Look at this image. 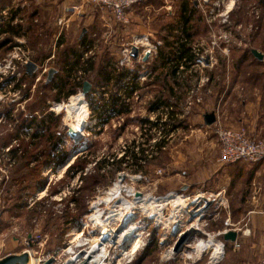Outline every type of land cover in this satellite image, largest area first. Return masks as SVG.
Listing matches in <instances>:
<instances>
[{"label": "rangeland", "instance_id": "374dc122", "mask_svg": "<svg viewBox=\"0 0 264 264\" xmlns=\"http://www.w3.org/2000/svg\"><path fill=\"white\" fill-rule=\"evenodd\" d=\"M161 1V0H160ZM182 0H173L170 1V9H160L153 10L151 9V14L162 16V21L158 24L164 25L167 22L171 21L173 18L177 16L179 13L178 6ZM212 1V0H211ZM14 2V3H12ZM27 2L26 7L29 6V11L33 10L38 12V7L35 6V0H4V5H14L15 3ZM40 2H44V0H40ZM193 2V3H192ZM192 4L196 8L195 17L198 19L197 24H195L198 34L194 37L192 44L199 49L200 51L207 49L210 52L212 58V66H208L206 68L200 67L199 69H190L192 71L185 70L183 75L187 79H183V75L180 77V82L183 85L182 88L174 89V96H170L169 105L164 108H159L157 111L154 110L148 111L147 106L149 102L156 96L162 95L163 97H168L166 90L163 86L164 73L155 72L152 70V66L154 61L150 62L148 65L150 70L152 71V75H150L144 83L140 84L136 83V95L130 96L128 101V112L127 113H115L111 115L110 113L104 112L101 116H98V111L101 110V105L105 104L111 94H115L117 90L116 82L111 80L108 84H98L99 79H102L103 76L108 72L110 75L116 74L118 71L113 68V64L118 59V43L127 42L130 40V34L119 33L121 28L120 25H116L117 28V38L113 40L112 46L115 49V54L110 53L107 50V44H105V37L103 36V26L102 19L100 15L95 14L94 21L85 22V25L81 22L79 26H74L73 30H71V26L65 31L67 33V45L74 46L76 45V39L78 35L81 33V27L84 25L85 32L83 33L84 39L89 40L90 35L94 32L98 35L97 47L93 49L91 54H88L84 59L78 60V63L75 64L70 69L69 76L66 75V69L61 71L62 77L68 78V84L65 85L60 91L54 89L51 85L47 84L46 74L42 75L41 78L36 81V77H28L26 75H22L20 77V83L16 86L15 90L12 89L10 91L7 88L6 92L4 91L2 94V99L0 100V143L4 140L8 135H13V137L17 138L15 141L11 139L5 147L15 148L21 141H28V136L25 135L24 129L19 127V123L21 118L30 117L32 114L37 117L48 115L52 113V118L50 117V121H48V129L40 131V138L38 140V144L35 146L29 147L30 150H35V152L42 151L47 152L51 148V141H49L46 136L48 134H54L55 136H59V144L53 148L52 154H56L59 151L65 152L67 155V160L65 163L70 161L75 155V159L83 157L84 159L90 161L86 164L85 168H89L86 174L81 171L79 173V177L76 179L75 177H71V175H66L65 172L61 173L63 175H58V170L62 168L64 163L59 166L51 167L49 165H41V170L38 174V181L34 185V190L28 192L24 197L25 206L19 211L8 212L7 207L9 206V197L10 195L15 194V188L7 189V182L10 179L11 173L15 168V163L10 161L6 151L0 144V211H1V222H0V259L4 256H7L11 253H20L23 249L26 248L24 244L25 238L34 232H39L47 236V245L43 247L34 246L33 249V259L37 261L38 257L41 256V253L47 251H56L60 248L68 245L69 241L72 239L71 232L73 230H81L82 223L87 219L85 216L90 213H94L93 202L96 201L100 197H105L106 192L109 188H111L118 177V172H124L126 176L122 180V183L126 187H132L137 192L144 194H153V195H162L168 191H177L184 192V194H194L197 191H218L219 186L223 184L224 180L218 179L215 177L211 183V187L199 186L197 188H188L183 191L179 189V185L184 180L181 172L182 170H186V174H190L191 171L195 170V166L189 165L192 163L196 156L200 155L199 143H204V145L209 147V150L212 152V157L215 150L218 148L217 140L213 131L210 127L204 126L203 121L196 117L194 113L197 109V104H204L203 94L205 92L204 88L211 84L212 92L216 95V101L214 99L213 105L215 114L218 120L222 125L225 123L226 126L230 124L222 118V103L219 100V96H223L224 98L228 95L230 91L231 93H235V89L232 90L234 86L242 82L245 84L247 88H251V82L257 80H264L263 74H260L257 68L254 65H251L249 61L242 64L243 66L240 68H235V60L239 56V50L250 48L254 45H260V41L258 37L260 35H264V5H261L257 0H234L232 4L231 10L228 12L226 16L227 22L225 24H220L217 21L221 19L220 12L224 10L221 8L218 13L213 15L214 18H209L208 12L209 7L199 6L196 0H192ZM228 3L229 0H226ZM42 4V3H41ZM160 4L159 2L154 1V6ZM31 5V6H30ZM38 5V4H37ZM45 6V5H43ZM13 7V6H11ZM10 7V8H11ZM231 4L229 5V8ZM139 2L134 5L133 10H142L140 9ZM12 10V8H11ZM168 12V13H167ZM97 13V12H96ZM42 14V13H41ZM218 14V15H217ZM208 20H213L209 26ZM216 21H215V20ZM43 20H46V17L43 14L39 17L38 22H33L34 24H39ZM6 22V21H5ZM6 24V23H5ZM35 27V26H34ZM150 27L153 28V24L150 23ZM114 29V28H113ZM155 29V28H154ZM225 29V30H221ZM157 31L158 36H163L166 32L162 30L155 29ZM32 36H29V47H33L34 55L32 58L40 62L45 59L44 53L38 48H43L42 46L46 45V39L44 38V33L40 34L39 29H33ZM127 31V30H126ZM223 31L228 33L229 43L226 45H221L223 42L219 40L220 34H224ZM213 32L215 34H213ZM136 34V32H134ZM220 42V45L226 47V52L222 51L220 47L213 45L211 42L214 41ZM14 44V43H13ZM10 47L5 46L0 50V60L5 56ZM65 48V47H64ZM204 48V49H202ZM40 51V53H39ZM199 51V52H200ZM264 51V49H263ZM59 47L56 49L55 56L48 62V65L57 69L60 68V55H59ZM259 75H258V73ZM57 73V72H56ZM55 73V74H56ZM38 74V73H37ZM53 74L52 78L55 76ZM210 83L206 81L203 82V85L196 90L194 86H197V82L205 77H210ZM259 77V78H257ZM51 78V80H52ZM77 78V79H76ZM88 80L92 82V87L89 92H87L84 97L88 101V111H89V119L87 120V130L90 131V135L87 138L80 139H71L66 133V125L75 120L73 111L70 106H67L70 100H74L77 96H80L81 93L77 94L82 90L81 82L82 80ZM91 79V80H89ZM170 80V79H169ZM166 80V84L169 85L170 81ZM96 83V87L94 86ZM189 84V86H188ZM73 86V91L71 93L69 91L70 86ZM94 86V87H93ZM15 87V86H14ZM121 90L120 94L123 96L126 95V91L129 87L120 86ZM94 89V91H93ZM194 89V93L192 90ZM220 90V91H219ZM18 92V99L14 95L15 92ZM104 92H107L104 95ZM0 94V95H1ZM77 94V95H75ZM198 96L201 97L200 103H192L191 105L187 104V100L190 96L193 97ZM245 94L249 95L248 91ZM14 95V96H13ZM82 95V94H81ZM218 95V97H217ZM180 96V99L178 98ZM237 95H233L231 100L236 101ZM14 98L12 101L11 99ZM107 98V100H106ZM220 99V98H219ZM239 99V97H238ZM80 100V99H78ZM76 101V100H74ZM52 102H62L59 104H66V107H63L60 113L52 112L49 109V106ZM73 102V101H72ZM95 108V112L93 117L90 116V112L92 113V107ZM35 105L34 107H32ZM58 105V104H57ZM33 109L30 112L28 109ZM224 108V107H223ZM227 110L229 109L225 106ZM56 109V106H55ZM222 110V111H221ZM100 112V111H99ZM170 112V113H168ZM32 113V114H29ZM55 116L57 119L54 120ZM153 117V120H150L149 117ZM220 118V119H219ZM95 119V120H94ZM148 120V121H147ZM179 120H183L182 125H178V127H173V124H176ZM201 120V121H199ZM243 126L247 128V125L244 123ZM171 136L168 134L174 130ZM161 130L162 138L157 139L156 143H149L150 140L156 137L158 131ZM192 130H196L193 132ZM18 131V132H17ZM33 131V129H32ZM32 131H29L30 133ZM21 135H18L20 134ZM197 135V137H196ZM263 137V136H262ZM203 140L204 142H199ZM154 144V149H150L148 147V154L146 156L147 162L143 168V171H133V165L131 161L125 162L124 157L128 156L129 147L139 146L140 148L143 144ZM164 144L165 148L160 149L156 148V145ZM198 144V145H197ZM217 144V145H216ZM191 145H196L195 150L191 149ZM144 147V146H143ZM125 148V149H124ZM45 150V151H44ZM135 150V149H134ZM51 151V150H50ZM78 151V152H77ZM202 154V153H201ZM216 154V153H215ZM74 155V156H73ZM178 160L180 163L175 165L174 161ZM71 158V159H70ZM107 159V161L112 164L109 167H105L104 170H100V174H104L100 178V183L96 185L91 184V178L95 177L96 167L98 163ZM214 158V157H213ZM217 158V157H216ZM70 159V160H68ZM118 160H122L124 162H119ZM197 160V159H196ZM199 160V159H198ZM73 161V162H74ZM212 161V160H211ZM41 162L43 160L41 159ZM67 162V163H68ZM97 162V163H96ZM203 163V161L201 160ZM213 163V162H211ZM216 165L218 166V162L215 160ZM33 164L30 165V167ZM118 168L115 173H110L114 168ZM202 166V165H200ZM199 166V167H200ZM33 167V166H32ZM64 167V166H63ZM179 168L178 169H176ZM50 171L48 172V169ZM67 169V168H66ZM157 169H162V173L160 175L156 174L155 171ZM66 171V170H65ZM180 171V172H179ZM180 175H177V173ZM140 174L142 177H146L147 181L144 179L138 180L136 175ZM49 175V176H48ZM121 175V174H120ZM60 176V177H59ZM186 176V175H185ZM233 184L229 186V188L225 189L226 194L234 197L235 190L233 189L235 179L231 177ZM182 180V181H180ZM242 184L239 183V208L244 210L249 206L245 204L242 200L245 195L253 194L252 185L249 182V178H244ZM247 183V184H244ZM127 184V185H126ZM45 187L43 190L42 187ZM44 192L43 198L35 199V196L39 193V191ZM113 194V197L118 194V191ZM105 194V195H104ZM109 194V191H108ZM148 194V195H149ZM147 195V197H148ZM108 196V195H107ZM107 196L104 201H107ZM31 198H34V201H31ZM77 200L75 202L72 199ZM131 198V197H129ZM244 204V206H242ZM235 200H226L225 208L220 206L217 210L219 214L214 216L215 207H210L208 209V214L206 217L210 218L208 221V229L216 230L217 228L225 227L224 219H222L225 215V211L232 209L235 207ZM246 206V207H245ZM250 206H253L250 203ZM107 205L101 204L98 208H96L97 212L106 211ZM44 209H51L53 213L52 219H49ZM142 209H134L135 212L132 221L140 223H144V227L148 228L146 231L150 232V236L148 237L149 241L147 245L140 250H137L131 257V262H126L125 260H120L115 264H180L182 260L178 256L174 259H171L166 262H160V254L162 248L158 246V238L160 235V231L158 227L147 224L143 215ZM65 213L78 215L72 224L68 228H64L61 216ZM90 214V215H91ZM89 215V216H90ZM88 216V217H89ZM82 223H78L79 221ZM76 227V225H78ZM93 223L88 222L86 229L84 230V236L89 237L92 234L90 233ZM91 225V226H90ZM90 226V227H89ZM93 237H96L97 234H93ZM92 238V237H91ZM189 236L185 239L188 240ZM93 239V238H92ZM155 240V247L147 249L150 245L151 241ZM184 241V242H185ZM182 242L181 244H183ZM130 243H126L124 249L129 246ZM74 248V243L68 246ZM46 247V249H44ZM180 248V247H179ZM66 249V248H64ZM45 250V251H44ZM129 250V247L127 248ZM175 250V249H174ZM179 250V249H178ZM41 251V252H40ZM120 251V250H119ZM115 252L113 257H117L118 253ZM177 251V250H175ZM117 254V255H116ZM122 253L119 254V256ZM70 254H64L61 250V253L56 256L59 263L63 262ZM260 252L258 247H253L250 249V256L248 257V264H257L260 259ZM107 260H105V263Z\"/></svg>", "mask_w": 264, "mask_h": 264}, {"label": "built area", "instance_id": "2783aa9c", "mask_svg": "<svg viewBox=\"0 0 264 264\" xmlns=\"http://www.w3.org/2000/svg\"><path fill=\"white\" fill-rule=\"evenodd\" d=\"M140 0H81V5L90 4L94 7L95 10L102 11L107 13L109 16L112 17L114 23L116 25H120L122 27H126L128 24H130V14L131 10L134 7L136 3H138ZM198 2L199 6L209 7V18H214L213 15L215 13H218L219 10L224 7V10L220 12L219 21H217L220 24H225L227 22L226 16L228 15V12L231 10V7L229 8L230 3L233 4L234 0H229L227 3L226 0H196ZM72 11L77 12L79 10V6H74ZM9 9H4L1 11L2 16H8ZM218 15V14H217ZM33 22H38V19L33 18ZM215 20V19H214ZM59 20V24L64 28L68 27L67 20ZM213 20H208L209 26ZM216 21V20H215ZM211 27V26H210ZM225 30V29H221ZM224 34H220L219 40H222L221 45H226L229 43L228 39V33L223 31ZM213 34H215L213 32ZM227 34V35H226ZM61 36V32H58L56 35L57 39L59 40V37ZM2 37V36H1ZM105 37V44L110 45L113 42V33L112 30H104L103 36ZM130 40L127 42H123L121 40V43H118V59L113 64V68L117 71H126L127 75L123 77L121 81L116 82L115 85H117L118 89L116 92V96H119L123 98V101L125 103H128L130 97H125L122 94H120L121 87H129V89L136 85L137 82L140 84L144 83L146 79L152 75V71L150 70V67L148 66L150 62L154 61L159 46L162 45L163 40L160 38H152L148 34L145 33H138V34H131ZM213 40L211 43L217 47H220L222 51L226 52V47H223L220 45V42H216L215 38L213 37ZM97 41H98V35L96 33H92L89 37V40L87 41V45L85 47V50L80 57L81 60H83V57H86L88 54H91L93 52V49L97 47ZM133 48L136 49L137 53L135 56L132 55ZM204 49V48H202ZM201 49L196 48L193 44H191V51L194 54V60L189 65L188 71H192L190 69H199L200 67H208L212 66V58L210 55V52L207 49H204L200 51ZM200 51V52H199ZM34 55V51L29 45L27 44L26 40L24 38L15 39L14 44L11 46V48L7 51L5 56L0 60V94L4 91L6 92L7 88H9L8 91L11 89L14 91L16 86L20 83V77L22 75H26L28 77L38 76L36 77V81H38L42 75L47 76V73L51 67L48 65V62L55 56L54 53L51 54V56L44 59L42 62L35 61L32 56ZM32 61L35 63V68L33 72L30 74L26 71V65L28 62ZM185 66L183 62H180V64L177 67V76H181L183 72H185ZM38 73V74H37ZM77 79V78H76ZM210 77H205L204 80L200 79L196 84L197 86H194L196 90H198L202 85L203 82L206 81L207 83L210 82ZM47 81V77H46ZM85 80H82V84ZM88 81V80H87ZM15 86V87H14ZM136 90H134L130 96L136 95ZM194 93V89L192 90ZM81 93L83 99L85 100V104L88 109V101L84 97V93H82V90L79 91L77 94ZM107 92H104V95H106ZM75 94V95H77ZM16 96V99H18V92L16 91L14 93ZM13 95V96H14ZM196 97H193L189 95L187 104L191 105L192 103H200L201 97L196 94ZM2 99V94L0 95V100ZM12 101L14 98L11 99ZM107 100V98H106ZM109 100V98H108ZM106 101V103L108 102ZM62 102H52L49 106V109L52 112L60 113L55 110V106ZM111 115H114L116 112L112 109L108 111ZM90 116L93 117L92 113L90 112ZM89 119V111L87 113L86 117V124L83 127V130L79 131L81 138H87L90 135V131L87 130V120ZM150 120H153V117H149ZM95 120V119H94ZM206 126V125H204ZM67 127V125H66ZM212 129L213 134L216 137L217 144H218V155L216 158V161L219 165L229 164V163H235L239 161L243 162H249V163H256L264 159V136L263 137H253L251 136L246 128L244 126H225L222 125L221 122L216 118L213 124L208 126ZM24 131L30 133L29 131H32V129H24ZM25 133V132H24ZM32 133V132H31ZM27 134V135H28ZM162 138L161 136V130L157 132L156 137L149 141V143H156L157 139ZM15 141V140H14ZM143 144V146L140 148L139 146L134 147L135 151L138 152L142 149H144V153H148V147L149 145L150 149H154V144ZM156 148L159 147L156 145ZM6 151V154L8 153L10 147L3 148ZM125 149V148H124ZM161 149V148H160ZM76 156V155H75ZM125 162H128L129 157H124ZM10 160V159H9ZM12 161V160H10ZM13 162V161H12ZM142 164L145 163V160L141 161ZM89 168H85L83 173L86 174L88 172ZM50 171V168L48 169V172ZM80 173V172H79ZM79 173H77L74 177L77 179L79 177ZM156 174L160 175L162 173V169H157L155 171ZM122 174L123 177L121 180L124 179L126 174L124 172H118V176ZM138 177V178H137ZM136 178L138 180L144 179L147 181V178L144 176L142 177L140 174L136 175ZM149 194V193H148ZM145 194V195H148ZM125 198L130 199L129 194L124 192L122 194ZM150 199V202L153 203V205H157V214L155 216L149 215V211L146 209H142V215L145 219L146 226L147 224L157 226L158 230L160 231V235L158 238V246L162 248L161 254H160V262H166L171 259H174L176 256L180 258L181 263L180 264H196L198 261L205 259L207 264H218L221 262L225 257V250H226V243L220 239L219 237L222 236L224 233L229 231L227 228H223L222 230H216L211 231L207 230L206 226L208 224V221L210 218L206 217L208 214V209L210 207H215L214 209V216L219 214V211L217 210L220 206L225 208V189H219L218 191L212 192V191H197L194 194H184V192H177V191H168L165 194L162 195H148ZM35 199H38L37 195L35 196ZM34 201V198H31V201ZM207 202H209V205H207ZM92 207V205H91ZM134 210V209H133ZM105 211H101V214L103 216V220L106 219V214L104 215ZM107 213V212H106ZM1 214V211H0ZM91 214V213H90ZM89 214V215H90ZM135 212H133L128 218H132L134 216ZM84 223L80 220L78 223H82V229L85 230L87 223L89 222L88 216ZM132 221V220H131ZM135 225V222L132 221ZM122 223V222H119ZM126 223V222H124ZM128 223V221H127ZM136 227H134L135 233L141 232V243L139 245L138 250L143 249L149 239L150 232L146 231L144 227V223H140V221L136 222ZM225 226L230 225V220L228 218L224 221ZM79 226L76 225V227ZM93 228H91L90 233L91 234H102V231L104 228L102 226H105L104 222L97 223V221H93L92 224ZM109 232V231H108ZM185 233L189 234L188 240H186L183 244H181L179 250L175 251L174 246L176 245L178 239ZM104 236H107L106 234H103ZM102 235V236H103ZM47 236L39 233L34 232L29 234L25 238V246L26 248L23 249L20 253L26 252L28 255V261L26 264H28L30 257L32 258V264H43L48 260H53L51 264H63L62 262L59 263L56 256L61 253V250L64 248H67L72 244L71 241H69L68 245H66L63 248H60L56 251H47L41 253V256L38 257L37 261L33 259V247H43L44 245H47ZM131 245L127 246L130 247ZM240 244L237 241H233V248L237 249L239 248ZM32 247V248H31ZM46 249V247L44 248ZM120 250V249H119ZM45 251V250H44ZM41 252V251H40ZM125 252V251H123ZM121 253V251H120ZM116 257V259L112 262V264H115L116 262H119L120 260H125L126 262H131L132 257H123L121 258L119 256ZM79 255V254H78ZM88 255L87 253H82L78 258L77 261L81 257H84ZM117 255V254H116ZM77 256V255H76ZM90 258V257H89ZM91 260V259H90ZM74 262V264H76ZM258 264H264V244L261 251V256L259 259Z\"/></svg>", "mask_w": 264, "mask_h": 264}, {"label": "crops", "instance_id": "0c3cea01", "mask_svg": "<svg viewBox=\"0 0 264 264\" xmlns=\"http://www.w3.org/2000/svg\"><path fill=\"white\" fill-rule=\"evenodd\" d=\"M4 0H0V40L7 34H9V31H7L8 26L17 28L18 25H24L28 22L34 20L31 18V14L34 13L33 10L29 11V6L26 7L27 2L22 3H15L14 5L9 4L4 5ZM154 1L159 2L160 4L153 5ZM170 1L173 0H140V10H131L130 14V24H128L123 30L120 29L119 33H125V34H136L138 33H145L148 34L152 38H159L157 35V31L154 29V27H150L151 24H158L162 20L163 15H153L151 14V9L153 10H160V9H170ZM192 2V0H184ZM36 4L35 6L38 7L37 11L33 14L34 18L38 19V16L40 17L42 14L44 17H46V20H43L40 22L41 29L39 28V33H44V38L46 39L47 44L42 46L43 48H38L39 50L44 53L45 58L51 56V54L56 52V49L59 47V52L64 49L65 46H67V33L65 31L71 26V30H73L74 26H79L81 22H84L82 24L85 25V22L88 21H94L95 14L100 15V18L102 19V26L103 31L104 30H112L113 33V40L117 38V28L115 27L116 24L114 23L111 16H109L107 13L95 10L93 6L90 4L81 5V0H44V2H40V0H35ZM14 3V2H12ZM42 3V4H41ZM193 3V2H192ZM38 4V5H37ZM45 5V6H43ZM31 6V5H30ZM74 6H79V10L77 12L72 11L71 9ZM12 10H11V8ZM4 9H9L8 16H2L1 11ZM97 12V13H96ZM42 13V14H41ZM168 13V12H167ZM36 16V17H35ZM32 19V20H31ZM59 20H67L68 27L64 28L59 24ZM161 20V21H160ZM6 21V22H5ZM64 21V22H65ZM6 23V24H5ZM81 27V33L78 35L77 39L82 37L84 35L83 33V27ZM114 28V29H113ZM127 30V31H126ZM58 32H61V36L59 37V40L56 41V35ZM32 33V32H31ZM30 33H27L26 35L21 36H14L13 39H19L24 38L26 42H29ZM129 35V36H130ZM2 36V37H1ZM76 39V41H77ZM87 39L84 41V46L87 45ZM27 42V44H28ZM79 41H77V45ZM107 50L110 53L115 54V49H113L112 44L106 45ZM5 46H1L0 50L3 49ZM84 47V48H85ZM32 49H35L31 47ZM255 49V48H254ZM257 49V48H256ZM259 52L263 54L262 60H264V51H262L260 48L257 49ZM34 51V50H33ZM40 53V51H39ZM44 61V59L42 60ZM40 61V62H42ZM259 68L257 71L263 74L264 77V65L256 66ZM166 67H161L156 70L157 72L164 73L166 71ZM210 83V82H209ZM174 86V85H173ZM206 87V86H205ZM176 87H174L175 89ZM177 89V88H176ZM235 89V95H237L236 101L231 98L233 97L232 91L228 93V95L224 98L223 96H219L217 100H219L222 103V109L224 110V113L222 112V118L226 120V122H230L229 126L237 127V126H243L245 123L247 125V128L249 130L248 133L253 137H262L264 136V80H257L254 82H251V88H247L244 83L239 82L236 86L232 88V90ZM248 91L250 94L247 95L245 92ZM216 95H214V92H212L211 84H208L204 94V104H197V109L194 115L196 117H199L203 121V115L208 112H214V107L216 105H213L214 99L216 101V98H214ZM218 97V95H217ZM239 97V99H238ZM227 106L229 109L225 108ZM222 111V110H221ZM216 116V114H215ZM217 118V117H216ZM220 119V118H219ZM199 120V121H201ZM204 125V122H203ZM227 125L226 123L224 124ZM176 129L172 130L168 136H171L172 133H174ZM195 132L196 130H192ZM196 133V132H195ZM197 137V135H196ZM199 142H204L203 140ZM217 142V141H216ZM199 150L200 155L195 160L190 163L189 165L195 166V170L191 171L190 174H186V170H182L181 172L182 177L184 180L179 185L180 190H187L188 188H197L199 186L204 187H211V183L214 180L215 177L220 180H224L223 184L219 186L218 189H228L231 183L233 184L232 178L235 179L234 187L235 195L234 197H231L230 195L226 194V200H235L236 205L235 207L229 210L225 211L224 217L222 219L228 218L230 220V225H227L225 227L217 228L216 230H222L223 228H227L228 230H234L236 232V238L235 241H237L240 246L239 248L235 249L233 248V241L231 240H224L223 235L219 238L222 239L226 243V250H225V257L224 259L219 262L218 264H248V257L250 256V249L253 247H258L259 252L261 255L262 247L264 244V159L256 162V163H249V162H235V163H229L224 165H216L215 160L218 155V148L215 150L213 157L212 152L209 150V147L204 145V143H199ZM217 145V144H216ZM191 149L195 150L196 145H191ZM159 148L164 149L165 145L161 144L159 145ZM202 153V154H201ZM216 153V154H215ZM180 157L174 161L175 165H178L180 162L178 161ZM197 159V160H196ZM199 159V160H198ZM203 161V163L201 162ZM212 160V161H211ZM213 162V163H211ZM202 165V166H200ZM200 166V167H199ZM176 169L179 170V168L176 167ZM180 172V171H179ZM177 173V175H180V173ZM186 175V176H185ZM249 178V182L252 185L253 188V194L251 195H245L244 199L242 200L245 204H247L249 207L244 210L239 208V183L242 184V181H244V178ZM244 183V184H247ZM250 203H252L253 206H250ZM244 206V204H242ZM246 207V206H245ZM224 219V220H225ZM224 224V223H223ZM206 229H208V225L206 226ZM213 230V231H216ZM15 254V253H11ZM196 264H207L205 259H202L198 261ZM258 264V262H257Z\"/></svg>", "mask_w": 264, "mask_h": 264}, {"label": "trees", "instance_id": "16d2710c", "mask_svg": "<svg viewBox=\"0 0 264 264\" xmlns=\"http://www.w3.org/2000/svg\"><path fill=\"white\" fill-rule=\"evenodd\" d=\"M247 1V0H243ZM261 5H264V0H257ZM179 13L175 18H173L171 21L167 22L163 26L160 24H154L153 27L155 29L164 30L166 34L163 36H159L160 39L163 40V43L161 46H159L157 55L154 59V64L152 66V70L156 72L157 69L161 67H166V71L164 72V80H163V86L166 90V93L168 97H163L164 93H161L162 95H156L148 104L147 110L154 111L158 110L159 108H164L169 105V97L174 96V87L177 89L182 88V84L179 81L181 76H177V67L180 64V62H183L185 69L191 65V63L194 60V54L191 51V44L194 40V37L198 34L197 29L195 24H197L198 19L195 17L196 15V8L194 5L189 2V1H184L182 0L178 6ZM35 13V11H34ZM32 13L31 18L33 19L34 16ZM36 17V16H35ZM31 19V20H32ZM35 26V27H34ZM41 29L40 24H34L33 20L28 22L27 24L24 25H18L17 28L16 26L11 27L8 26L7 31H9V34L5 35L1 40H0V47L1 46H8L10 47L11 44L14 43V36H21V35H26L27 33H30L29 36H32L33 29ZM32 32V33H31ZM84 36L78 38L77 41L80 46L76 45L74 46H65L64 49H62L60 54V68L55 74V76L52 78V80L47 81L48 85H52L54 89H57V91H60L65 85L68 84V78L67 76L65 78L62 77L61 71H64L66 69V75L69 76L70 74V69L78 63V60L82 56L85 46H84ZM260 41V45H254L250 48H245V49H240L239 50V56L235 60V68H240L243 66L242 64L246 63L249 61L251 65L254 66H260L264 65V60H259L254 55L252 54L251 50L252 49H258L260 48L262 51L264 49V35H260L258 37ZM184 73V71H181V73ZM258 73V72H257ZM261 74V73H260ZM127 75L126 71H118L116 74L110 75L108 72L103 76L102 79H99L98 84H108L111 80L118 82L123 79V77ZM259 75V73H258ZM211 78V76H210ZM259 78V77H257ZM171 81H170V80ZM187 79L183 75V79ZM91 80V79H89ZM166 80L170 81V84L167 85ZM256 81V80H255ZM91 83L92 87V82ZM254 82V81H252ZM96 87V83H94ZM82 85V82L81 84ZM174 85V86H173ZM73 86H70L68 93H71L70 91H73ZM93 86V87H94ZM189 86V84H188ZM136 89L135 86L131 87L130 89L128 88L125 90L127 93L125 97H130L131 93ZM206 90V87L204 88ZM94 91V89H93ZM220 91V90H219ZM180 99V96H178ZM128 104L123 101V98L116 96L115 94H111L109 96V100L107 103L101 105V110L98 111V116H101L104 112L110 111L111 109L115 111L118 114L121 113H127L128 112ZM92 107V115H94L95 108L93 107L92 104H90ZM33 105L32 107H34ZM30 112H32L33 109H28ZM100 111V112H99ZM170 113V112H168ZM32 114V113H29ZM53 114L49 113L48 115H43L40 117H37L36 115H31L30 117H24L21 118L19 127L22 129H33L32 133H29L25 131V135L28 136V141H21L18 146L15 148H10L7 155L10 160H12L15 163V168L13 169L10 179L7 182V189L10 190L11 188H15V194L12 196L10 195L9 199V206L7 207L8 212H14L19 211L20 209L24 208L25 206V200L24 197L28 192H31L34 190V185L38 181V174L41 170V165H49L50 168L54 166H59L65 163L67 160V155L63 151H59L56 154H52L53 148H55L60 142H59V136H55L54 134H48L46 138L51 141V148L49 151H36V145L38 144V140L40 138V131L48 129V121H50V117L52 118ZM57 119V116H55L54 120ZM148 121V120H147ZM183 120H179L176 124H173V127H178V125H182ZM18 132V131H17ZM15 134L13 135H8L5 136L6 138L2 140L0 143L1 146H5L8 142L12 140H16L17 138H14ZM21 135V132L20 134ZM35 146L33 150H30L29 147ZM4 148V147H3ZM129 152H128V161H131V164L133 165V171H143V168L147 162L150 160H146L147 154L144 153V149L136 152L133 147H129ZM41 159L43 162H41ZM145 160V163L142 164L141 161ZM90 161L84 159L83 157L77 158L74 162H72L66 169L65 174L66 175H71V177H74L77 173H81L83 171L84 167L86 166L87 163ZM119 162H124L122 160H118ZM97 163V162H96ZM33 164L31 167L30 165ZM112 163L107 161V159H103L98 163V166L96 167V174L94 178H91V184L96 185L100 183V178L104 174H100V170H104L105 167H109ZM121 166H118L117 168H114L111 170L110 173H115L118 168ZM75 202H78V199L75 200L74 198L72 199ZM45 213L47 214L49 219H52L54 216L51 209H44ZM78 215L75 214H68L65 213L61 216L63 222L64 228H68L72 222L78 218ZM1 222V219H0ZM224 227V226H222ZM155 240H152L150 245L147 247V249L155 247Z\"/></svg>", "mask_w": 264, "mask_h": 264}, {"label": "bare ground", "instance_id": "6f19581e", "mask_svg": "<svg viewBox=\"0 0 264 264\" xmlns=\"http://www.w3.org/2000/svg\"><path fill=\"white\" fill-rule=\"evenodd\" d=\"M230 4L232 5V3ZM74 100H70L67 106L71 107V110L74 113L73 115L75 116L73 118L76 123H74L73 121L71 123H68L67 126L73 128L75 133L80 134L79 131L83 130V127L86 124L88 109L81 94ZM63 107H66V104H58L56 105L55 110L57 112H60ZM74 159L75 156L68 163L64 164V167L62 166V168L58 170V175L64 173L66 168L74 161ZM118 177L119 179H117L115 184L105 193L106 196L108 195L107 201L109 202L104 201L106 196H102L100 197V199L98 198L93 202L92 207L94 209V213H92L88 217L90 223H93V221H97V223H100L102 221L104 222L105 226L102 227L105 228L102 231V234H100V232L96 237H93V234L89 237H85L83 229L78 231L73 230L71 232V234L73 235L71 242L72 244L74 243L75 249H72L71 246L62 250L64 254H70L62 263L74 264V262L77 261V258L82 253H87L88 255L81 257L79 261L76 262V264H112V262L116 259V257L113 256L115 255V252L119 251V249L122 253L120 255L121 258L131 257L138 250L137 247H139L142 239L141 232L135 233L134 227H136L137 223L135 222L134 225L131 221V217L127 220L125 219L133 213V209H146L147 211H149V215L155 216L158 212L156 207L157 205H153V203L150 202L151 198L147 197V195H143L142 193L137 192L132 187H126L121 180L123 177L122 174ZM118 188L120 189L118 191V194L113 197V194L116 193ZM124 192L128 193L131 198H125L122 195ZM43 196L44 192L40 190L37 194V197L41 199L43 198ZM101 204H105L108 206L106 208L107 213H104V215H107L105 221L103 220L101 211H96V208H98ZM127 214H129V216ZM106 233L107 236H104L103 234ZM128 242L131 245L129 247V250L124 249L125 244ZM105 260H107V263H105ZM32 262V258L30 257L28 264H32Z\"/></svg>", "mask_w": 264, "mask_h": 264}, {"label": "water", "instance_id": "95a60500", "mask_svg": "<svg viewBox=\"0 0 264 264\" xmlns=\"http://www.w3.org/2000/svg\"><path fill=\"white\" fill-rule=\"evenodd\" d=\"M85 31V28L83 29V32ZM252 54L254 55V57H256L259 60H262L263 58V54L261 52H259L257 49H252L251 50ZM137 53L136 49L133 48L132 50V55L135 56ZM35 63H33L32 61L28 62L26 65V71L28 74L31 75V73L33 72L34 68H35ZM57 72L56 68H50L48 73H47V81H50L53 74H55ZM91 88V83L87 80H85L82 84V93L86 94L87 92H89ZM215 121V114L214 112H208L205 113L203 115V122L204 125L206 126H210L211 124H213ZM66 133L67 135L71 138V139H80L81 136L80 134L75 133V131L73 130V128L68 127L66 129ZM74 156V155H73ZM71 159V158H70ZM68 159V160H70ZM68 162V161H67ZM66 162V163H67ZM64 163V164H66ZM45 187L43 186L41 190H43ZM207 205H209V202H207ZM1 216V214H0ZM189 236L188 233L183 234L177 241L176 245L174 246L175 250H178L179 247L181 246V243L185 241V239ZM236 238V232L234 230H229L226 233L223 234V239L224 240H231L234 241ZM28 261V255L26 252H22L21 254H9L7 256H4L3 258L0 259V264H26ZM53 262V260H48L43 264H51ZM66 264V263H63Z\"/></svg>", "mask_w": 264, "mask_h": 264}]
</instances>
